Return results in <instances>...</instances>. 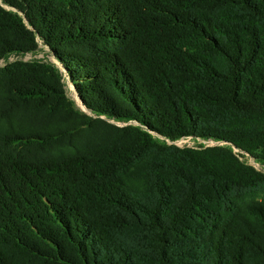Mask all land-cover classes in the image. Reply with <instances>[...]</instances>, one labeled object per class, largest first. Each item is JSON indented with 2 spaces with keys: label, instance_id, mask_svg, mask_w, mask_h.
Here are the masks:
<instances>
[{
  "label": "trees",
  "instance_id": "trees-1",
  "mask_svg": "<svg viewBox=\"0 0 264 264\" xmlns=\"http://www.w3.org/2000/svg\"><path fill=\"white\" fill-rule=\"evenodd\" d=\"M40 41L65 71L0 67V264H264V0H0V61Z\"/></svg>",
  "mask_w": 264,
  "mask_h": 264
},
{
  "label": "rangeland",
  "instance_id": "rangeland-1",
  "mask_svg": "<svg viewBox=\"0 0 264 264\" xmlns=\"http://www.w3.org/2000/svg\"><path fill=\"white\" fill-rule=\"evenodd\" d=\"M40 43H41V47H40V49L37 52L27 53V54H11L9 57H7V58H5V59L0 61V67L5 66V65H7V64H9L11 62H14L16 60H19V59H24V60L39 59V60H43V61L54 62L57 65H59L65 71L63 66L57 61L56 57L51 52L50 48L48 46L44 45L42 43V41H40ZM66 81H67L69 95L77 101V103H78V105L80 107H82L84 110L88 111L82 105V102L80 101V99L77 96V93H76L74 85L69 81V79L67 77H66ZM180 141H182L183 145H189V146H201L203 144H206L205 142H203L201 140H197L195 138H186V139H183V140H180ZM212 144H215V142H212ZM247 158H248L250 163L255 165L256 162H255V160L253 158H250L248 155H247ZM261 167L264 168L263 166H261Z\"/></svg>",
  "mask_w": 264,
  "mask_h": 264
},
{
  "label": "built area",
  "instance_id": "built-area-1",
  "mask_svg": "<svg viewBox=\"0 0 264 264\" xmlns=\"http://www.w3.org/2000/svg\"><path fill=\"white\" fill-rule=\"evenodd\" d=\"M3 60V59H2ZM189 138H192V137H189ZM183 139H186V138H183ZM183 139H180V140H183ZM180 140H177V141H175L174 143L175 144H177V145H179V146H182V147H184V146H189V145H183L182 144V141H180ZM198 140H201V141H203V142H205L206 144L205 145H207V146H211V145H216V144H221L222 142H217V141H215V140H202V139H198ZM212 142H215V144H212ZM256 162V161H255ZM254 162V163H255ZM258 165V166H257ZM255 166L258 168V169H260V170H262V171H264V168H262L261 166H263V165H261L260 163L258 164L257 162L255 163ZM264 167V166H263Z\"/></svg>",
  "mask_w": 264,
  "mask_h": 264
},
{
  "label": "bare ground",
  "instance_id": "bare-ground-1",
  "mask_svg": "<svg viewBox=\"0 0 264 264\" xmlns=\"http://www.w3.org/2000/svg\"><path fill=\"white\" fill-rule=\"evenodd\" d=\"M80 96V95H79Z\"/></svg>",
  "mask_w": 264,
  "mask_h": 264
},
{
  "label": "water",
  "instance_id": "water-1",
  "mask_svg": "<svg viewBox=\"0 0 264 264\" xmlns=\"http://www.w3.org/2000/svg\"><path fill=\"white\" fill-rule=\"evenodd\" d=\"M85 107V106H84Z\"/></svg>",
  "mask_w": 264,
  "mask_h": 264
}]
</instances>
